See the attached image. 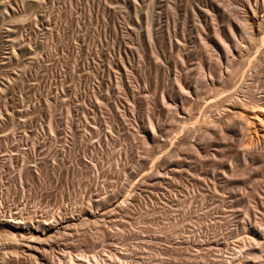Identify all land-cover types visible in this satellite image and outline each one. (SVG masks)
Wrapping results in <instances>:
<instances>
[{
	"label": "rangeland",
	"instance_id": "1",
	"mask_svg": "<svg viewBox=\"0 0 264 264\" xmlns=\"http://www.w3.org/2000/svg\"><path fill=\"white\" fill-rule=\"evenodd\" d=\"M219 1L0 0V207L6 216L48 220L42 225L48 230L32 231L53 240L38 245L48 253H34L36 263L9 255L2 264H69L70 257L93 254L98 257L75 264H237L241 251L244 264H264V141L253 131L247 137L260 143L261 153H247L241 135L230 136L236 144L229 136V144L216 137L200 142L197 132L190 135L202 122L197 119L210 121L217 114L208 111L217 107L219 115L221 107H206L210 99L202 91L181 85L191 98L184 97L175 82L182 74L194 88L205 72L209 80V64L230 39L226 24L262 5ZM215 31L224 42L219 51ZM257 44L247 60L261 49ZM246 64L249 80L236 84V76L233 89L250 84L255 91L259 84ZM190 113L196 117L189 124ZM152 131L155 141L148 137ZM184 131L197 151L182 155L176 149ZM157 137L174 144L160 147ZM171 151L172 160H164ZM242 224L263 239L236 234ZM8 230L0 224V233Z\"/></svg>",
	"mask_w": 264,
	"mask_h": 264
},
{
	"label": "bare ground",
	"instance_id": "2",
	"mask_svg": "<svg viewBox=\"0 0 264 264\" xmlns=\"http://www.w3.org/2000/svg\"><path fill=\"white\" fill-rule=\"evenodd\" d=\"M212 1V0H211ZM216 1V0H215ZM247 1V0H246ZM245 0H244V2H246ZM256 1V0H255ZM258 1V0H257ZM219 2H223V1H219ZM218 2V3H219ZM243 2V3H244ZM247 2H249V1H247ZM259 2H260V0H259ZM215 3V2H214ZM151 4H152V2H151ZM223 4L225 5V2H223ZM223 4H221L222 6H223ZM248 4H250V3H248ZM252 4V3H251ZM258 4H260V3H258ZM215 5V4H214ZM220 5V4H219ZM230 5V4H229ZM229 5L227 6L226 5V7H229ZM247 5V4H246ZM257 5V4H256ZM242 6H244V5H242ZM248 6H250V5H248ZM254 6H255V4H254ZM225 7V6H224ZM225 7V8H226ZM231 7V6H230ZM234 7V6H233ZM232 7V8H233ZM252 7V6H251ZM251 7H249L250 8V13L247 11V12H244V14L243 15H240V16H238L237 14L238 13H236L237 11H235V13L233 12V9L231 8V10H232V12L235 14V16L233 17V15L231 14V16L234 18H232L233 20H231V21H229V23H227L226 25H228L227 26V28H228V30H229V33H228V35H230V37L229 36H227V38H230V39H228L227 40V45H225V43L223 42V40H222V38H220L219 36L220 35H218L219 34V32L221 31V30H219V32L218 31H215L214 32V36H216V37H214V38H218V40L219 41H217L216 39H214V41H213V44H214V46L216 47V50H220V41H222L223 43H224V47H223V45H222V47L224 48V51H222L221 53H220V55H218L215 59H214V57H213V62H211L212 61V58H211V63L209 64V66H208V70L209 71H211V74H209V76H211L210 78H209V80L208 79H206V77H204V74L206 73L204 70H202V71H204L205 73L204 74H201L200 76H198V77H201V79H199V81H197V80H195V87L194 88H191L189 85H188V82L189 81H187V79L188 78H186V77H184V75H178V77L176 78V83L177 82H179V85H180V88L178 87L179 85L178 84H176V85H178L177 87L179 88V90L181 91L182 90V92L181 93H183V95H184V93H185V91L186 90H184L183 91V87H181V85L182 86H185L186 88H188V89H192V92L194 93V94H200L199 92H201V93H204L206 96L204 97V98H206L207 97V99L209 98L210 100L208 101V102H206L205 104H206V107L208 106V107H210V109L212 108V107H214V106H220L221 107V110H222V112H219L220 114L218 115V113H215V112H217L216 111V109H219V108H217V107H214L215 108V111L214 110H211V111H208L209 113L210 112H214V115H216L217 114V117H215V118H213L212 117V115H210V114H212V113H210L209 115L213 118V119H211L210 121H208V120H206V118H205V120L206 121H204L203 122V120L204 119H197V122H198V120H202V122L200 123V121L197 123V124H199V128L197 127V126H195V128H197L198 129V131H197V129H195L193 132H192V130H191V133H190V135L191 134H195L196 132L198 133L197 135H199V137H198V139H205V141L209 138L210 139V142H211V139H212V137L214 138V137H216V138H219V139H225L226 137V139H229L230 138V136H233V137H238L239 135H241V137H242V139H241V142H243V144L244 145H246V146H244V147H246L247 148V146H248V152L246 151V148H244V147H242V149H245L244 151H246L247 153H249V152H253L252 150H255V149H257L256 151H258V152H260L258 149H259V144H258V142L256 143V144H254L255 143V141L253 142L252 140H249V142H248V138L247 137H249L250 139H251V137L253 136H250L251 135V132L253 131L254 132V134H255V136L257 137V139L259 140H263L264 141V0H262V5H260V7L259 6H255V8H251ZM228 9V8H227ZM236 9V8H235ZM149 11V10H148ZM209 11V10H208ZM224 11H226V9H224ZM229 10H227V12H228ZM230 12V11H229ZM242 12V11H241ZM240 12V13H241ZM225 13V12H224ZM231 13V12H230ZM210 14V13H209ZM230 15V14H229ZM147 17V16H146ZM230 17V16H229ZM230 20V19H229ZM213 22V21H212ZM218 25V24H217ZM207 27V26H206ZM201 28H202V26H201ZM219 28V27H218ZM224 28V27H223ZM214 29H216L215 27H214ZM217 30V29H216ZM203 31V30H202ZM206 35V34H205ZM201 36V35H200ZM207 36V35H206ZM256 37H258V38H256ZM149 38V37H148ZM200 39V38H199ZM185 40V39H184ZM202 40H204V39H202ZM255 41V43H253ZM220 42V43H219ZM226 42V41H225ZM256 42H258V44L260 45V47H261V49H259L258 51L256 50V55L255 56H251L252 57V59L250 58V60H247V57H249V55H250V52L253 50V48H255V47H257V46H255L254 44H256ZM171 43V42H170ZM222 43V44H223ZM257 44V45H258ZM179 45V44H178ZM182 45H186V44H182ZM207 45V44H206ZM254 45V46H253ZM212 46V45H211ZM184 49H185V47H184ZM209 50V49H208ZM253 52V51H252ZM251 52V53H252ZM258 53V54H257ZM186 54V53H185ZM254 54V53H253ZM153 55V54H152ZM156 57V56H155ZM210 60V59H209ZM183 62V61H182ZM246 62H248V69L247 70H251L252 72H253V75H250L251 77L253 76L255 79H257L256 81H258V87H257V90H253V89H256V88H254L253 87V89L251 88L252 86H250V84H248L249 85V87L247 86V87H245L246 85H244V89H242V90H237L238 88L240 89V87L241 86H243V85H238V87H237V85L234 87V89H233V86H234V84L236 83V84H242L243 83V81H245L244 80V78H246V77H244V73L243 72H245V71H243L242 72V68H244V65L245 66H247V64H246ZM158 63V62H157ZM156 63V64H157ZM208 64V63H207ZM182 65H184L185 66V64H182ZM169 66V65H168ZM125 67V66H124ZM207 67V66H206ZM183 69V68H182ZM193 69V68H192ZM201 69H203V67H201ZM201 69H200V72H201ZM206 69V68H205ZM211 69V70H210ZM184 70V69H183ZM182 70V71H183ZM189 70V69H188ZM191 70V69H190ZM208 71V73H210ZM173 72V71H172ZM181 72V71H180ZM180 72H178V73H180ZM200 72H199V74H200ZM252 72H251V74H252ZM158 73V72H157ZM174 73V72H173ZM201 73H203V72H201ZM247 74L249 73V72H246ZM170 74V73H169ZM185 75H187V73L185 74ZM202 75H203V77H202ZM174 76V75H173ZM236 76H241V77H238L239 78V80H240V78H241V83H238L239 82V80L238 81H234V79H235V77ZM245 76H247L246 74H245ZM249 75L247 76L248 78L250 77ZM134 77V76H133ZM171 77V76H170ZM174 77H176V76H174ZM188 77V76H187ZM193 78V77H192ZM174 79V78H173ZM173 79H171V80H173ZM196 79H198V78H196ZM247 79V78H246ZM255 79L253 80V79H250V80H253V81H255ZM247 80H249V79H247ZM246 80V81H247ZM157 81V80H156ZM137 82V81H136ZM172 82V81H171ZM198 82V83H197ZM235 82V83H234ZM157 83H158V81H157ZM257 83V82H256ZM174 83L172 82V84L171 85H173ZM244 84H245V82H244ZM253 85L255 84V83H252ZM168 85V84H167ZM256 85V84H255ZM257 86V85H256ZM146 87V86H145ZM172 87V86H171ZM174 88V87H173ZM172 88V89H173ZM138 89V88H137ZM142 89V88H141ZM156 89H157V87H156ZM166 89V88H165ZM135 90V89H134ZM171 90V89H170ZM174 90V89H173ZM154 91V90H153ZM176 91V90H175ZM235 91H237V92H241V96H242V98H243V100H239V98H238V100L240 101V102H237L236 100V98L237 97H235ZM174 92V91H173ZM172 92V93H173ZM138 93V92H137ZM179 93V92H178ZM191 93V92H190ZM143 94V93H142ZM141 94V96H143ZM174 94H175V92H174ZM220 94H222L221 96H220ZM235 94V95H234ZM185 95H187V97L189 96L188 95V90H187V92H186V94ZM185 95H184V97H185ZM200 95H202V94H200ZM219 95V96H218ZM238 95V94H237ZM153 96V95H152ZM163 96V95H162ZM169 96V95H168ZM192 96V95H191ZM214 96V99H211L210 97H213ZM145 97V96H144ZM150 97V96H149ZM182 97V96H181ZM181 97H180V99H181ZM190 97V96H189ZM197 97V96H196ZM215 97H217V98H215ZM235 97V98H234ZM171 98H172V94H171ZM175 98V97H174ZM191 98V97H190ZM198 98V97H197ZM196 98V99H197ZM149 99V98H148ZM185 99H188V98H185ZM184 99V100H185ZM193 99V98H192ZM191 99V100H192ZM202 98H201V96H200V99L199 100H201ZM207 99H205V100H207ZM125 100V99H124ZM182 100V99H181ZM188 100H190V99H188ZM199 100H197V101H199ZM204 100V99H203ZM203 100H202V102H203ZM157 101V100H156ZM171 101H173L172 99H171ZM194 101H195V99H194ZM236 101V102H235ZM177 102V101H176ZM190 102H192V101H189V103ZM126 103H128V101L126 102ZM162 103V102H161ZM165 103H167V102H165ZM175 103V102H174ZM186 103H187V101H186ZM195 103H196V101H195ZM194 103V104H195ZM154 104V103H153ZM163 104V103H162ZM191 104L192 103H190L189 105H187V106H191ZM199 104H200V101H199ZM203 104H204V102H203ZM202 104V105H203ZM164 105H166V106H164ZM169 105V104H168ZM172 105V104H171ZM176 105H177V103H176ZM176 105H175V107H176ZM181 105H183V103L181 104ZM199 107V105L198 104H195V107L192 105V109H194V108H196L197 106ZM163 106H164V108L166 107V108H169V107H167V104H163ZM205 106V105H204ZM203 106V108L205 109L206 107H204ZM182 107V106H181ZM197 107V109H198V112H199V110H200V108H198ZM177 108H178V106H177ZM184 108V110L182 109V111L184 112L185 111V109L186 108H188V107H183ZM214 108H212V109H214ZM108 109V108H107ZM171 109H172V106H171ZM207 109V108H206ZM167 110V109H166ZM168 110H170V109H168ZM167 110V111H168ZM178 110V109H177ZM189 110H190V107H189ZM188 110V111H189ZM208 110V109H207ZM186 111H187V109H186ZM185 111V112H186ZM191 111V110H190ZM169 112V111H168ZM167 112V113H168ZM170 112H171V110H170ZM185 112H184V114H185ZM203 112H205V110H203ZM202 112V113H203ZM172 113V112H171ZM192 113H196V109H195V112H193V110H192ZM192 113H190V115H188L189 116V118H186L185 117V115L184 116H182V118L183 117H185L186 118V121H188L189 122V120L190 121H192L191 119H192V117H196V116H192ZM201 113V112H200ZM201 113V114H202ZM206 113V112H205ZM205 113L204 114H202V115H204V117H205ZM150 114V113H149ZM178 114V116H180V113H177ZM189 114V113H188ZM197 114V113H196ZM208 114V113H207ZM175 115H176V113H175ZM174 115V116H175ZM186 115H187V112H186ZM201 115V116H202ZM208 115V116H209ZM168 116H169V114H168ZM177 116V117H178ZM190 116H192V117H190ZM207 116V117H208ZM172 118H174V117H172ZM171 117H170V120L172 119ZM181 118V117H180ZM181 118V119H182ZM208 118H210V117H208ZM175 119H176V117H175ZM188 119V120H187ZM169 120V121H170ZM193 120H194V118H193ZM174 121V119H172V121H171V125H172V122ZM185 121V120H184ZM174 122H176L177 123V121H174ZM180 122V121H179ZM206 122V123H205ZM184 123V122H183ZM186 123V122H185ZM194 123H196V122H194ZM170 123H168V126H171V125H169ZM175 124V123H174ZM187 124V123H186ZM189 124H190V122H189ZM203 124V125H202ZM152 125V124H151ZM180 125V124H179ZM179 125H178V129H179ZM188 125V124H187ZM195 125V124H194ZM194 125H193V127H194ZM90 126V125H89ZM157 126H159L158 125V123H157ZM161 126V125H160ZM175 126H176V124H175ZM192 126V125H191ZM191 126L189 127V129L191 128ZM163 127H164V125H163ZM162 127V128H163ZM177 127V126H176ZM175 127V128H176ZM187 127V126H186ZM185 127V128H186ZM151 128V127H150ZM166 128V127H165ZM170 128H172V127H170ZM169 128V129H170ZM174 128V130H176L177 132H178V130H177V128L175 129ZM183 128V127H182ZM155 129V128H154ZM180 129H181V127H180ZM187 129V128H186ZM188 129V130H189ZM150 130H153L152 128L150 129ZM149 130V131H150ZM161 130V129H160ZM166 130V129H165ZM155 131H157V130H155ZM155 131H154V133H155ZM167 131H169V130H166V132ZM172 131V130H171ZM190 131V130H189ZM188 131V132H189ZM176 132V133H177ZM180 132V131H179ZM153 133V131L151 132V133H149L148 134V137L152 140V141H155L156 140V136H155V134H157V133H155L154 134ZM168 133H170V131L168 132ZM167 133V134H168ZM174 133V132H173ZM181 133V132H180ZM166 134V133H165ZM171 134H172V132H171ZM159 135V134H158ZM157 135V136H158ZM181 135V134H180ZM184 136H185V131H184V134H183ZM187 135H189V134H187ZM196 135V134H195ZM195 135H194V138H195ZM137 136V135H136ZM144 136V135H143ZM180 136V137H182L180 140H179V138H178V142H177V151H178V153L180 152V154H182L183 152H181V151H186V149H187V151L188 150H191L190 148H192V146H193V143L191 142V136ZM208 136V137H207ZM211 138H210V137ZM228 136H229V138H228ZM158 137H162V136H158ZM157 137V142H159L158 140L160 139V138H158ZM192 137H193V135H192ZM197 137V136H196ZM207 137V138H206ZM232 137V138H233ZM165 138H166V136H165ZM165 138H163V139H165ZM253 138V137H252ZM168 139V138H167ZM170 139V138H169ZM226 139L224 140L226 143H227V141H226ZM231 139V138H230ZM238 139H240V138H238ZM99 140V139H98ZM160 140H162V139H160ZM171 140V139H170ZM193 140V139H192ZM199 140V141H200ZM222 140V141H223ZM236 140V139H235ZM254 140V139H253ZM202 141H204V140H201L200 142H202ZM204 141V143H206ZM214 141H215V139H214ZM218 142H219V140H217ZM217 141H216V144H217ZM253 142V144L254 145H252V142ZM168 141H166V139H165V141L164 140H162V141H160V145L159 144H157V145H159L160 147H161V145L165 148V146H167L168 144ZM174 142V141H173ZM213 142V141H212ZM221 142V141H220ZM225 142H223V143H225ZM231 142H233V144L235 143L234 142V140L232 141V139H231ZM230 142V143H231ZM251 142V143H250ZM95 143V142H94ZM156 143V142H155ZM154 143V144H155ZM172 143V142H171ZM203 143V144H204ZM208 143H209V141H208ZM238 143H240L239 142V140H238ZM167 144V145H166ZM172 144H174V143H172ZM199 144V143H198ZM227 144H229V142L227 143ZM236 144V143H235ZM157 145H156V147H157ZM171 145V144H170ZM197 145V144H196ZM201 145V144H200ZM199 145V146H200ZM212 145V144H211ZM214 145V144H213ZM219 145V144H218ZM222 145V144H221ZM240 145V144H239ZM204 146H206V145H204ZM225 146V145H224ZM236 146H238V145H236ZM240 146H242V144L240 145ZM239 146V147H240ZM99 147V146H98ZM158 148V147H157ZM156 148V149H157ZM168 148V147H167ZM171 148H173V147H171ZM176 148V147H175ZM183 148H185V150H183ZM196 148V147H195ZM195 148L193 147L192 149L193 150H195ZM201 148V147H200ZM202 148H204L203 146H202ZM208 148V147H207ZM206 148V149H207ZM264 148V145L262 146V149ZM169 149V148H168ZM167 149V150H168ZM205 149V148H204ZM222 149H224V148H222ZM229 149V148H228ZM233 149V148H232ZM235 149V148H234ZM261 149V147H260V150H262ZM161 150H162V148H161ZM174 150V149H173ZM217 150V149H216ZM220 152L221 151H223V150H220V148L218 149ZM218 150H217V152H218ZM239 150H241V149H239ZM249 150H251V151H249ZM264 150V149H263ZM262 150V151H263ZM175 151V150H174ZM195 151H197V150H195ZM213 151H215V149L213 150ZM1 152V151H0ZM99 152V151H98ZM151 152H152V150H151ZM169 152V151H168ZM176 152V151H175ZM241 152H243V151H241ZM244 153L245 155L247 154V153ZM92 153V152H91ZM173 152L171 151L170 152V154L169 153H167V154H169V155H166L165 153V159L164 160H170L173 156H174V154H176V153H174V154H172ZM187 153V152H186ZM191 153V152H190ZM199 152H197V154H198ZM204 153V152H203ZM207 153V152H206ZM219 153V152H218ZM253 153H256L255 151L253 152ZM261 153V152H260ZM264 153V152H263ZM149 154V153H148ZM196 154V155H197ZM183 155V154H182ZM188 155H189V152H188ZM192 155H194L193 153H192ZM213 155V154H212ZM248 155H250V154H248ZM256 155V154H255ZM254 155V156H255ZM261 157H259L260 159L262 158V155L261 154H259ZM146 156V155H145ZM148 156V155H147ZM160 156V155H159ZM161 156H162V153H161ZM164 156V155H163ZM162 156V157H163ZM176 156H178V154L177 155H175V157ZM199 156V155H198ZM198 156L196 157L197 159H199L198 158ZM244 156V155H243ZM242 156V157H243ZM257 156V155H256ZM255 156V157H256ZM264 156V155H263ZM150 157H152V156H150ZM228 156H226V158H227ZM249 157V156H248ZM258 157V156H257ZM256 157V158H257ZM148 158V157H147ZM186 158V157H185ZM185 158H184V161H185ZM207 158V157H206ZM211 158V157H210ZM214 158V157H213ZM213 158H211V159H213ZM253 158V155H252V157H250V159H252ZM258 158V159H259ZM264 158V157H263ZM146 159V158H145ZM160 158L158 157V159H157V161L159 160ZM175 159V158H174ZM208 159H209V157H208ZM216 158H214V160H215ZM218 159V158H217ZM245 159H247L246 157H245ZM257 159V160H258ZM141 160H143V159H141ZM149 160V159H148ZM147 160V161H148ZM161 160V159H160ZM163 160V161H164ZM172 160V159H171ZM170 160V161H171ZM181 160V159H180ZM179 160V161H180ZM224 160V159H223ZM248 160V159H247ZM246 160V161H247ZM178 161V160H177ZM205 161V160H204ZM217 161V160H216ZM222 161V160H221ZM233 161V160H232ZM244 162H245V160H243ZM252 161H253V159H252ZM251 161V162H252ZM182 162V161H181ZM264 162V161H263ZM2 163V162H1ZM144 163V162H143ZM166 163V162H165ZM259 163H260V160H259ZM54 164V163H53ZM140 164V163H139ZM146 164V163H145ZM160 164V163H159ZM167 164H168V162H167ZM166 164V165H167ZM245 164H246V162H245ZM138 165V164H137ZM161 166H162V164H160ZM169 165V164H168ZM228 165V164H227ZM263 165V164H262ZM143 166H144V164H143ZM157 166V165H156ZM222 166V165H221ZM147 167V166H146ZM164 166H162V168H163ZM153 168V167H152ZM151 168V169H152ZM160 168V167H159ZM158 168V169H159ZM165 168H167V167H165ZM231 168H234V167H231ZM164 169V168H163ZM201 170V169H200ZM259 170V169H258ZM154 171H155V167H154ZM170 171H172V170H170ZM182 171V170H181ZM207 171V170H206ZM21 172V171H20ZM150 172V171H149ZM148 172V173H149ZM156 172H158V171H156ZM234 172V171H233ZM150 173H152V172H150ZM166 172L164 171V173H163V176H164V174H165ZM175 173V172H174ZM185 173V172H184ZM216 173V172H215ZM254 173V172H253ZM143 174H146V173H143ZM201 174V173H200ZM155 175H160V174H158V173H155ZM155 175L153 176V177H155ZM170 175V174H169ZM236 175V174H235ZM234 175V176H235ZM146 176V175H145ZM156 176V177H157ZM161 176V175H160ZM191 176V175H190ZM238 176V175H237ZM147 177L149 178H151L152 177V175L151 174H148L147 175ZM155 177V178H156ZM232 177V176H231ZM147 178V179H148ZM154 178V179H155ZM160 178V177H159ZM161 178H162V176H161ZM225 178H227V177H225ZM152 179V178H151ZM157 179V178H156ZM196 179V178H195ZM199 179V178H198ZM219 179V178H218ZM240 179V178H239ZM202 180V179H201ZM205 181H206V179H204ZM203 180V181H204ZM230 180V179H229ZM207 182V181H206ZM156 183H158V182H156ZM205 183V182H204ZM221 183V182H220ZM214 184V183H213ZM158 185V184H157ZM138 186V185H137ZM153 186V185H152ZM98 187V186H97ZM207 187V186H206ZM215 187V186H214ZM96 190V189H95ZM235 191V190H234ZM135 192V191H134ZM134 194V193H133ZM1 198V197H0ZM91 199V198H90ZM89 200V199H88ZM186 200V199H185ZM2 201V200H1ZM0 201V202H1ZM1 205V204H0ZM17 206V205H16ZM126 207V206H125ZM7 208V207H6ZM17 208V207H16ZM88 209V208H87ZM6 210V209H5ZM5 210H4V212H5ZM8 210H10V209H8ZM18 210V209H17ZM11 211V210H10ZM240 211V210H239ZM19 212V211H18ZM15 213H17V212H15ZM14 213V214H15ZM27 213V212H26ZM25 213V214H26ZM35 213V212H34ZM115 213V212H114ZM7 214V213H6ZM6 214L4 215V213H3V208L2 207H0V224H8L9 225V227L11 228V230H8L7 232L5 231V232H2V233H0V264H2V263H6L5 262V258H7L9 255L11 256H15L16 258L17 257H19V255H25V256H27V258L29 257L30 259H32V261L33 262H35L36 263V261H38L37 259H36V256L34 255V253H44L45 255H46V252L47 251H44L43 252V250H45V249H41L38 245H48V242L49 241H51L52 240V237H49V238H42L41 236H39V234H34V232L32 231V230H34V231H36L37 233H39V231L38 230H40V232H44L45 231V229H47V228H44V226H42L44 223H49L50 224V222L47 220H45L44 222H43V224H42V221H41V223H40V221L39 222H37V220L36 219H34L35 217H36V215H35V217L34 218H32V216L31 217H29V214H28V218H27V216H23V215H20V216H12L13 215V213L11 212V213H9L10 214V216H6ZM43 214V213H42ZM76 214V213H75ZM79 214V213H78ZM110 214V213H109ZM249 215V214H248ZM42 216V215H41ZM40 217V216H39ZM59 217V216H58ZM72 217V216H71ZM42 217H40V219H41ZM43 218H45V217H43ZM47 218V217H46ZM250 218V217H249ZM28 219V220H27ZM55 219V218H54ZM36 220V221H35ZM42 220V219H41ZM102 220V219H101ZM105 220V219H104ZM103 220V221H104ZM35 222H37V224H34ZM54 222V221H53ZM113 222H115V221H113ZM56 223H57V221H56ZM256 223H257V221H256ZM48 224V225H49ZM246 224V223H245ZM250 224V223H249ZM44 225H46V224H44ZM54 225H55V223L53 224V227H54ZM82 225V224H81ZM263 225V224H262ZM50 226V225H49ZM56 226H57V224H56ZM262 227V226H261ZM52 228V227H51ZM67 228V227H66ZM263 228V227H262ZM261 228V229H262ZM21 229H23V230H25L26 231V233H22V232H20V230ZM260 229V228H259ZM48 230V229H47ZM67 230V229H66ZM262 230H264V229H262ZM239 234L240 233V235L241 234H246V233H248L250 236H251V238L253 239V240H262L263 239V235L261 234L262 232H260L259 233V230L257 231V229H253L252 227L251 228H246L245 227V225H240V226H238V228H237V230H236V234ZM43 234V233H42ZM60 235V234H59ZM251 239V240H252ZM56 240V239H55ZM264 240V239H263ZM53 241V240H52ZM51 241V242H52ZM193 241V240H192ZM254 243H256V242H254ZM264 244V241L263 242H260V244ZM211 244V243H210ZM257 244H258V242H257ZM37 245V246H36ZM189 245V244H188ZM49 246H50V243H49ZM51 247V246H50ZM212 248V247H211ZM213 249V248H212ZM220 249V248H219ZM222 249V248H221ZM220 249V250H221ZM49 250H50V248H49ZM242 252V251H241ZM241 252H238L239 254V256H238V263L237 264H244L245 263V259H244V257L242 256L243 255V253H241ZM244 252V251H243ZM48 253V252H47ZM262 253V252H261ZM41 254V255H42ZM99 255V254H98ZM24 256V257H25ZM96 256L97 255H92L91 257H87V256H80L79 257V259H77V260H74V258H69V260H68V263L69 264H75V262L77 261H79V262H81V261H89L91 258L92 259H94V258H96ZM243 257V259H242V257ZM98 257V256H97ZM111 257L112 258H116V255H115V253L114 254H111ZM118 257V256H117ZM253 257V256H252ZM21 258V257H20ZM23 258V257H22ZM26 258V257H25ZM53 258V257H52ZM122 258V257H121ZM39 259V258H38ZM46 259H47V257H46ZM42 260V259H41ZM43 260H45V259H43ZM115 261H116V259H114ZM235 260H236V256H235ZM243 260H245V261H243ZM237 261V260H236ZM250 261V260H249ZM31 262V261H30ZM252 262H254L253 260H252ZM257 263V262H256ZM51 264V263H50ZM82 264H83V262H82ZM99 264V263H98ZM232 264V263H231ZM236 264V263H235ZM252 264H254V263H252Z\"/></svg>",
	"mask_w": 264,
	"mask_h": 264
}]
</instances>
